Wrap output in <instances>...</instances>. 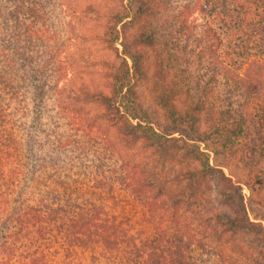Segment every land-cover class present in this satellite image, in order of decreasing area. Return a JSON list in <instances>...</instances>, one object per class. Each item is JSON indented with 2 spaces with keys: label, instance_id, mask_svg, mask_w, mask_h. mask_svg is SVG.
<instances>
[{
  "label": "trees",
  "instance_id": "trees-1",
  "mask_svg": "<svg viewBox=\"0 0 264 264\" xmlns=\"http://www.w3.org/2000/svg\"><path fill=\"white\" fill-rule=\"evenodd\" d=\"M78 1L0 0V264H264V0Z\"/></svg>",
  "mask_w": 264,
  "mask_h": 264
},
{
  "label": "rangeland",
  "instance_id": "rangeland-1",
  "mask_svg": "<svg viewBox=\"0 0 264 264\" xmlns=\"http://www.w3.org/2000/svg\"><path fill=\"white\" fill-rule=\"evenodd\" d=\"M84 1L85 0H79L78 2H73L71 4V10L74 14H77L80 11V5L86 3ZM91 29L98 32L100 30V26H98L97 23H93V21L88 20L87 17L84 16L82 18L81 24H77L75 33L73 35V44L69 54H75L73 56L75 58L76 55L78 57L83 53L84 55H90L92 57L90 58V60H88V62H82L80 60L74 62V67L76 70H78V72H75L73 74L72 79L76 83L81 82L79 78L85 77V79H88L92 75H95L96 69L93 67L94 58L103 52V43H101L99 39H94V37L92 38ZM71 83L73 82L71 81ZM259 169L260 167L258 164L247 160L245 163H243L238 172L242 175L245 174V179L249 180L250 172L253 176L256 175L257 172L264 177V171L260 172ZM250 181L253 182L252 180ZM255 183V193L253 194V196L251 195V190L248 184H242V191L245 195L246 204L250 208V210H256L258 211V213L264 215V186L261 185V183L258 181ZM251 216L253 215L251 214Z\"/></svg>",
  "mask_w": 264,
  "mask_h": 264
}]
</instances>
